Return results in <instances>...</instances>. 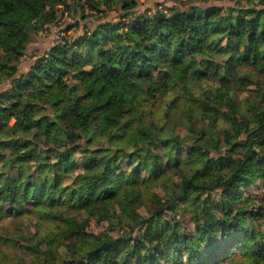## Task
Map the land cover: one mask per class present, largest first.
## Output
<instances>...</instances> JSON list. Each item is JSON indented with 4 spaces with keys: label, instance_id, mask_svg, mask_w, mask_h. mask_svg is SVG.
Here are the masks:
<instances>
[{
    "label": "trees",
    "instance_id": "obj_1",
    "mask_svg": "<svg viewBox=\"0 0 264 264\" xmlns=\"http://www.w3.org/2000/svg\"><path fill=\"white\" fill-rule=\"evenodd\" d=\"M196 1L0 0V213L36 218L0 233L17 264H264V0ZM59 4L124 13L20 72Z\"/></svg>",
    "mask_w": 264,
    "mask_h": 264
},
{
    "label": "rangeland",
    "instance_id": "obj_2",
    "mask_svg": "<svg viewBox=\"0 0 264 264\" xmlns=\"http://www.w3.org/2000/svg\"><path fill=\"white\" fill-rule=\"evenodd\" d=\"M242 3H245L248 0H239ZM175 3V0H138V3L133 7V11L142 12L146 9L154 10L156 7H166ZM196 4L203 6L208 5H219V6H231L235 3V0H197ZM57 18L55 21L46 23L43 29L35 30L32 34L30 41L27 43L25 49V54L22 55L21 60L18 63V68L20 72H25L29 69L34 60L45 53L54 43L61 42L64 37L74 38L82 34L86 29H91L96 26L101 20L106 19L116 20L120 15L124 13V10L117 4L111 5L107 10V15L102 16V13L95 14L90 12L86 6L85 10L77 8L72 11L73 7L69 11H65V5H57ZM84 13V15H83ZM2 82V81H1ZM0 82V91L9 86L8 80ZM238 95H241V91H237ZM170 98L169 96H158V99L153 101L151 109L156 113L154 115L159 116L161 119L164 117L162 102L163 99ZM181 98V97H180ZM182 100V98H181ZM180 103V102H179ZM178 103V104H179ZM12 119L10 122L12 123ZM174 122V120H173ZM174 128L176 132L180 135H183L186 131L185 126L181 125L183 123L182 117L175 120ZM185 130V131H184ZM264 184L256 183L253 186L246 188L245 193L250 194L254 197H259L262 193ZM148 188H153L156 192H161L159 187H155L154 182L148 184ZM28 205H31L29 203ZM151 202L147 201L144 205H141L138 210L142 214H147L148 208L150 207ZM8 208L4 207V211ZM0 233H21L29 234L35 231L34 223L36 221L35 217L28 218H15L13 219L6 214L0 213ZM184 223L191 230L192 223L190 222L189 215L184 218ZM88 229L97 233H100L105 236H115L121 232L118 225L114 226L106 219H97L95 217H90L88 219ZM22 253L17 251H12L9 247H5L4 244H0V260L4 264H17V261L21 259ZM28 261V260H27ZM30 264V263H29ZM226 264V263H222Z\"/></svg>",
    "mask_w": 264,
    "mask_h": 264
}]
</instances>
